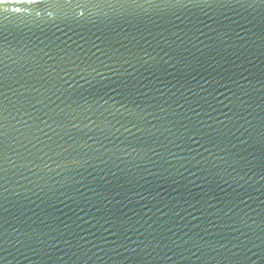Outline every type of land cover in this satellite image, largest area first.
Returning <instances> with one entry per match:
<instances>
[{
  "label": "water",
  "instance_id": "water-1",
  "mask_svg": "<svg viewBox=\"0 0 264 264\" xmlns=\"http://www.w3.org/2000/svg\"><path fill=\"white\" fill-rule=\"evenodd\" d=\"M0 264H264V0H0Z\"/></svg>",
  "mask_w": 264,
  "mask_h": 264
}]
</instances>
